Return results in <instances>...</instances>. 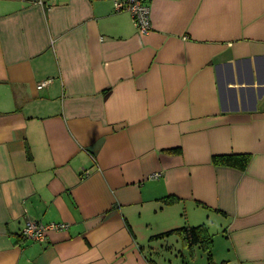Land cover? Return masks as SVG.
Wrapping results in <instances>:
<instances>
[{
	"label": "crops",
	"instance_id": "0c3cea01",
	"mask_svg": "<svg viewBox=\"0 0 264 264\" xmlns=\"http://www.w3.org/2000/svg\"><path fill=\"white\" fill-rule=\"evenodd\" d=\"M149 4L0 0V264H264V0Z\"/></svg>",
	"mask_w": 264,
	"mask_h": 264
},
{
	"label": "built area",
	"instance_id": "2783aa9c",
	"mask_svg": "<svg viewBox=\"0 0 264 264\" xmlns=\"http://www.w3.org/2000/svg\"><path fill=\"white\" fill-rule=\"evenodd\" d=\"M115 10H127L130 12L134 24L142 34H147L151 30V5L149 0H114ZM48 78L38 85L42 88L49 84ZM68 224L63 222L42 223L37 221H28L21 231V236L32 242H43L47 239L50 231L64 230Z\"/></svg>",
	"mask_w": 264,
	"mask_h": 264
},
{
	"label": "trees",
	"instance_id": "16d2710c",
	"mask_svg": "<svg viewBox=\"0 0 264 264\" xmlns=\"http://www.w3.org/2000/svg\"><path fill=\"white\" fill-rule=\"evenodd\" d=\"M233 160L239 161L241 167L245 166L248 161L247 155H218L213 157V161L216 163H229L233 164ZM239 164H235L236 166ZM164 202H168L169 198H164ZM178 234L183 241V243L188 246L191 250L194 247L200 248L203 252L207 254V260L211 264L213 263V238L210 235L207 226L205 224H200L197 226H181L176 229L158 234L155 237H164L170 234Z\"/></svg>",
	"mask_w": 264,
	"mask_h": 264
},
{
	"label": "rangeland",
	"instance_id": "374dc122",
	"mask_svg": "<svg viewBox=\"0 0 264 264\" xmlns=\"http://www.w3.org/2000/svg\"><path fill=\"white\" fill-rule=\"evenodd\" d=\"M183 253L180 252L179 248L176 251L174 249L172 252L166 253L164 264H210L207 260V254L199 248H195L193 253L187 249Z\"/></svg>",
	"mask_w": 264,
	"mask_h": 264
}]
</instances>
